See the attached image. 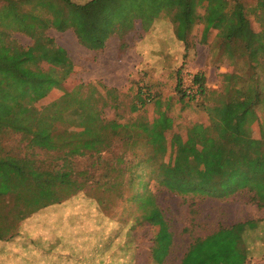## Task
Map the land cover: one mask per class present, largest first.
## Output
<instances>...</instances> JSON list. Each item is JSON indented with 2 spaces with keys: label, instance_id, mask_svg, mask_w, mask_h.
<instances>
[{
  "label": "trees",
  "instance_id": "1",
  "mask_svg": "<svg viewBox=\"0 0 264 264\" xmlns=\"http://www.w3.org/2000/svg\"><path fill=\"white\" fill-rule=\"evenodd\" d=\"M30 1L0 0V138L10 132L22 134L31 147L62 153L59 156L62 164L58 169L45 170L36 167L32 159L0 155V241L18 235L16 221L21 222L28 215L49 206L66 205L65 202L84 192L89 181L97 188L108 185L111 189L123 184V179L111 174H100L95 179L86 171L76 172L72 166L74 159L87 155L100 159L110 147L108 140L112 134L124 136L126 146L133 148L142 142L150 150L146 159L134 165L121 158L117 162L122 163L123 168H116L115 164L105 165L107 171L117 169L128 174L125 184L134 191L129 199L137 205L141 218L154 231L151 251L159 248L164 224L149 188L151 182L179 196L225 199L246 191L252 204L264 208V132L254 151L242 140L253 123L259 127L264 125V118L260 116L264 113V88L256 72L258 67L264 70L261 62L264 60V28L257 32L250 22V17L255 16L264 23V0H186L182 27L188 28L192 24V12L199 6L204 13L199 16L205 25L204 32L217 31L222 54L230 61L245 59L248 70L244 75L223 74L221 90L208 89L203 76L194 75L197 98L180 90L178 78L175 86L178 99L187 98V103H199L209 118V124L195 122L185 128L183 135L173 133L170 136L167 133L174 126L173 118L167 114L170 103H166L165 110H158L150 121L140 118L126 124L113 120L105 122L100 112L88 107L90 98L76 100L71 92L36 108L34 103L54 90H61L72 63L64 49L41 33L51 25L59 31L65 30L69 26L68 19L41 23L37 16L19 11L21 4ZM244 2H248V7ZM5 29L27 34L33 40L32 46L21 47L9 38ZM179 39L185 40L184 37ZM43 62L49 65L47 69L40 66ZM142 91L138 88L137 102L130 107V113L138 112L147 102L153 101L157 107L162 104L161 97L151 94L145 97ZM208 99L212 107L205 104ZM70 107L75 108L82 120L78 125L82 129L74 133L59 130L56 126V123L66 121L63 115ZM241 107L244 110L240 111ZM209 112L220 121L212 119ZM238 135L241 138H237ZM148 168L149 172L144 174ZM138 169L141 174H137ZM134 181L137 182L136 189ZM93 206L101 211L100 206ZM117 221H113L114 224H118ZM263 223L264 220H248L194 238L179 264H245L244 235L258 230L264 235ZM121 230L114 226L112 238ZM131 238L124 237L128 239L129 246H124L127 254L134 246V238ZM153 256L150 264H162Z\"/></svg>",
  "mask_w": 264,
  "mask_h": 264
},
{
  "label": "rangeland",
  "instance_id": "2",
  "mask_svg": "<svg viewBox=\"0 0 264 264\" xmlns=\"http://www.w3.org/2000/svg\"><path fill=\"white\" fill-rule=\"evenodd\" d=\"M244 3L248 7V2ZM54 5L57 7V10L61 7L58 4ZM63 5L64 7L66 6L65 4ZM19 11L35 15L41 23L45 22L42 15L38 13L36 0L21 4ZM81 16L82 14L80 13L72 12L70 14L72 19H78ZM250 22L257 32L264 28V23L260 22L255 16L250 17ZM52 27L56 28L54 25ZM52 27L42 30L41 33L48 38H52L58 45L65 37L53 30ZM4 32L8 34L11 40H14L25 49L31 47L33 44V40L23 32L13 29H5ZM216 36L207 37L210 42L208 47L212 48V52L213 49L215 51L213 54L209 53V55L213 56V59L215 58L217 61L216 63L220 64L227 58L218 49L219 40ZM66 54L72 63L71 72L62 81L61 90H54L46 98L34 103L36 108L44 107L58 100L64 93L71 92V96L76 100L83 97L90 98L91 101L88 107L100 112V117L105 122L113 120L120 124H126L140 118L142 120H152L158 110H165L167 98L173 96L172 105H170L167 114L174 119V126L167 133L168 136L173 133L183 135L185 128H188L189 125L195 122L204 125L209 124V118L202 109V106L199 107V103H187V98L181 101L178 99L179 95H176L175 87L170 82L172 78H167L166 75L159 76L158 78L154 75L148 77L147 71L145 73L142 70L138 78H128V84L123 89H116L107 87L99 79H90L92 77L90 73L93 71L99 72V70L85 69L84 53L70 54L66 52ZM261 62L264 63V60ZM227 63L229 64L228 70L216 72V78H212L218 81L217 88L213 90L222 89L221 76L223 74L235 72L244 75L248 70L243 58L232 61L228 60ZM40 66L43 69H47L49 65L43 62ZM256 72L261 78L260 85L264 88V70L262 67H258ZM182 85L181 83L180 90L185 93ZM80 86L81 89H79ZM138 88L144 89L142 94L145 97L147 96L146 94L161 97L163 100L161 101L162 104L157 107L153 101L147 102L138 112L130 113V107L133 103L137 102L135 96ZM148 88L150 92L146 90ZM106 89H110V92L107 93ZM205 104L208 107L212 105L210 99ZM86 110L88 109L86 108ZM210 116L212 119L214 118L211 113ZM260 116L264 118V113L263 115L260 114ZM63 118L66 120L65 122L56 123L59 130L74 133L82 129L78 126L82 120L79 118L74 107L66 109ZM214 120L218 121L219 119L214 118ZM263 132L264 125L263 127H259L256 123H253L249 127L247 136L244 135L242 140L246 146L254 151L259 146L258 140H260ZM237 138H241V135H238ZM108 141L110 147L107 152L101 154L100 159L95 155H87L83 158L74 159L72 166L76 172L86 171L95 179L100 174H111L110 176L117 177L119 180L123 179V184L111 189H109L108 185L97 188L95 183L89 181L84 187V192L79 193L75 199L67 203L65 202L64 204L66 205L63 206L66 208L62 209L71 210L72 207L77 206L91 209L94 207L93 205H98L101 207V211L91 214L94 218L93 222L90 223L89 219L83 218V215H88L83 213L66 211L50 212L48 211L49 209H43L30 214L23 221H16L15 227L16 231L18 230V235L15 238L0 241V264H37L38 259H41V257H38L40 253L46 252L45 250L49 248H51L50 251H60V253H68L72 256L85 253L88 251V247L91 248L92 246L68 245L72 242L78 243L79 240L84 238V235L90 238H98L102 235L104 238L102 249L107 254L112 253L115 250V246L112 245L111 241L114 226L118 230L122 229L119 231L121 237L131 236L134 238L135 252L138 250V262L140 264H150L152 254L162 264H179L188 245L194 238L204 237L219 227H230L248 220H264V208H257L252 204L246 191L237 192L225 199L203 198L191 195L179 196L158 186L155 182H151L149 188L155 196L164 222L163 232L159 240V248L151 251L154 231L141 218V212L137 205L129 199L134 191H130L125 184L128 174H122L117 169L115 171H107L108 166L105 165V163L108 165L115 164L116 168H123L122 163L117 162L118 158L134 165L146 159L150 150L142 142H138L133 148L130 145L126 146L127 140H125L124 136L112 134ZM0 155L32 159L36 167L45 170L58 169L62 164V161L59 159L62 153L47 152L36 147H31L28 140L22 134L14 132H10L0 138ZM93 163L94 166L91 165ZM148 172L149 168L144 170V174ZM137 174H141V169L137 170ZM143 179L146 180L147 175L143 176ZM134 183L136 189L137 182L134 181ZM96 200H99V204L96 203ZM113 221H117L118 224H114ZM84 230L87 234L83 232ZM127 241L128 239H125V247L129 246ZM53 245H55V250L52 248ZM73 245L74 247L71 248ZM244 246L247 248V260L245 264H264V235H262L260 230L253 233L247 232L244 235Z\"/></svg>",
  "mask_w": 264,
  "mask_h": 264
},
{
  "label": "crops",
  "instance_id": "3",
  "mask_svg": "<svg viewBox=\"0 0 264 264\" xmlns=\"http://www.w3.org/2000/svg\"><path fill=\"white\" fill-rule=\"evenodd\" d=\"M67 1L38 0V13L46 22L58 18H66L69 22L76 20L77 23H70L63 31L51 25L53 30L65 37L58 46L70 54L84 53L85 69L99 70L91 72L90 79H99L107 87L123 89L128 84V78H138L140 71L144 70L148 77L166 75L172 78L170 82L174 87L178 78L180 85L187 75L194 79V75L198 74L203 76L205 86L213 90L218 85V81L212 79L216 78V72L229 68L227 59L218 64L209 55L215 51L213 49L212 52V48L208 47L210 42L207 37L217 35V31L204 32V22L199 18L204 14L203 9L196 6L191 16L192 24L188 28L182 27L187 10L186 0ZM54 4L61 6L60 9L57 10ZM72 12L83 14L78 19H72ZM148 87L151 88L150 85ZM172 99L173 96L168 97L166 103L172 105ZM240 109L244 110L243 107ZM65 208L53 205L47 209L50 212L88 214L83 215V218L89 219L90 223L94 219L91 214L99 212L96 208L81 206L62 210ZM83 232L87 234L85 230ZM103 241L102 235L98 238L84 235L78 243L68 245L92 246L85 253L72 256L50 251L49 248L40 253L38 257L41 259H38L37 264H140L138 250L135 252L134 246L130 253L124 252V237L117 235L111 239L115 250L108 254L102 249ZM52 248L55 250V245Z\"/></svg>",
  "mask_w": 264,
  "mask_h": 264
},
{
  "label": "built area",
  "instance_id": "4",
  "mask_svg": "<svg viewBox=\"0 0 264 264\" xmlns=\"http://www.w3.org/2000/svg\"><path fill=\"white\" fill-rule=\"evenodd\" d=\"M182 87L187 96L198 97L197 86L194 84L193 78L187 75L184 80H182Z\"/></svg>",
  "mask_w": 264,
  "mask_h": 264
}]
</instances>
